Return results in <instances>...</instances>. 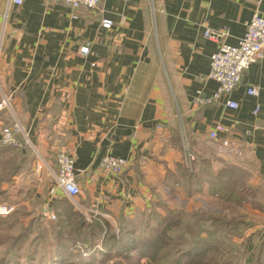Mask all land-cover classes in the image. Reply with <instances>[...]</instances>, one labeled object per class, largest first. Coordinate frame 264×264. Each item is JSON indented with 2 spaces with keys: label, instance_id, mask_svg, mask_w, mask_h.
Here are the masks:
<instances>
[{
  "label": "crops",
  "instance_id": "crops-1",
  "mask_svg": "<svg viewBox=\"0 0 264 264\" xmlns=\"http://www.w3.org/2000/svg\"><path fill=\"white\" fill-rule=\"evenodd\" d=\"M257 10L264 13V0H102L96 12L74 17L62 2L24 0L7 12V0H0V98H11L39 159L15 176L2 202L30 210L40 199V211L47 202L55 210L68 197L51 194L48 168L65 150L75 157L82 189L75 200L118 229L122 219L147 209L174 208L173 196L213 194L211 175L225 170V183L232 165L230 179L248 186L241 204L264 231V59L244 71L231 93L238 108L226 105L228 97L194 103L199 92L211 95L218 87L208 73L220 41L205 29H227L225 41L235 44ZM250 86L257 96L247 93ZM11 120L8 109L0 111V128ZM217 123L226 131L215 140L210 131ZM184 136L194 154L191 168ZM107 154L131 164L110 174L99 165ZM92 236L99 241L105 233ZM97 256L93 264L113 263L117 253Z\"/></svg>",
  "mask_w": 264,
  "mask_h": 264
},
{
  "label": "rangeland",
  "instance_id": "rangeland-1",
  "mask_svg": "<svg viewBox=\"0 0 264 264\" xmlns=\"http://www.w3.org/2000/svg\"><path fill=\"white\" fill-rule=\"evenodd\" d=\"M30 154L29 156L0 145V203L8 199V188L12 185L15 176L25 173L34 158L37 161L36 151ZM8 155L13 156L12 162L22 166L21 171L16 174H9L6 171L9 164L3 161ZM227 168L230 171L225 176V181L230 186V192L238 186L243 196H247V184L231 180L230 174L235 169L232 165ZM231 197V193L230 196L209 193L207 197L201 194L191 200L173 196L171 205L174 204V208L165 207L162 214L147 209L144 214L137 215L134 219L126 218L130 220L127 227L133 231L132 236L147 238L162 219L176 214L180 217L181 213L183 215L180 217L181 220L184 224H191V232L193 230L195 235L202 231L210 235L209 240L218 238V241L214 242L218 250L209 254L211 256L208 257L209 260L212 256L220 254L221 261L225 264H264V231L255 229L252 224L254 219L248 208ZM39 201L40 199H37L30 210L20 204L13 213L0 215V264H59L55 261V257L59 255L65 256L67 264H76L82 251L90 253L94 249L104 248V239L95 240L86 229L72 230L76 227L80 216L90 220L98 215L95 209L83 207L78 200L73 202L69 198H61L54 205L57 219L50 221L43 218ZM194 213L197 216L192 217ZM200 217L204 220L198 221ZM194 234L177 233L174 243L177 242L182 246L193 244ZM118 248L120 244H117L113 250L117 253ZM115 257L111 258L114 262L120 259L119 256ZM148 257V254L142 251H133L121 260L125 264H148ZM95 264L112 263L96 262Z\"/></svg>",
  "mask_w": 264,
  "mask_h": 264
},
{
  "label": "built area",
  "instance_id": "built-area-1",
  "mask_svg": "<svg viewBox=\"0 0 264 264\" xmlns=\"http://www.w3.org/2000/svg\"><path fill=\"white\" fill-rule=\"evenodd\" d=\"M102 0H45L47 3L62 2L71 10L74 17H78L82 11L96 12ZM24 0H7V12L13 5L20 6ZM113 21L109 18H102L104 27H111ZM204 34L215 41H220L218 49L211 55L210 71L208 77L215 80L218 84L217 89L211 95L199 92L194 98L197 106L209 105L219 102L223 98L228 97L226 105L231 108H238L239 103L230 98L233 90L241 83L242 76L254 62L264 59V13L255 11L251 19L247 22V28L244 35L235 44L225 41L229 35V30H211L206 28ZM222 39V40H221ZM1 51V44H0ZM81 52L87 54L88 46H82ZM247 93L253 96L259 94V89L255 86L247 88ZM260 106H257L254 113H257ZM8 109L11 112L12 120L8 124H3L0 128V144L20 147L22 145L19 134L23 136L25 141L29 143V136L20 121L16 118L12 109L11 98L3 94L0 98V111ZM226 131L223 123H217L210 131L211 139H218L221 132ZM228 144V140L224 141ZM185 162L187 167L191 168L194 161V154L191 151L188 140L184 136ZM131 164L128 157L115 156L111 154L105 155L100 161V167L113 175L122 174ZM40 165V163H39ZM53 179V188L51 194L55 197L58 193H62L75 202V198L82 192L81 186L77 180L75 169L74 155L65 150H61L56 154V166L48 168ZM15 206L8 202L0 203V215L6 216L13 213ZM42 216L47 220L55 221L57 213L51 208L49 202L41 208ZM85 256L88 254L82 251Z\"/></svg>",
  "mask_w": 264,
  "mask_h": 264
},
{
  "label": "trees",
  "instance_id": "trees-1",
  "mask_svg": "<svg viewBox=\"0 0 264 264\" xmlns=\"http://www.w3.org/2000/svg\"><path fill=\"white\" fill-rule=\"evenodd\" d=\"M19 139L22 142L20 147H12L3 144L0 145L7 147L8 149L18 150L19 152L26 153L30 156V153L34 152L33 149L20 134ZM5 158V161L3 162H8L9 164H7L9 167H7V170H5L9 174H16L22 170V166H20L19 163L14 161L12 162L13 156L8 155ZM225 172V170H222L220 173H213L211 175L212 192L222 196H230L231 193L232 197L235 198L236 201H245L247 196L244 197L242 191H237L233 188L230 192V186L228 185V182H225L226 184L221 182L220 179L222 176H224ZM181 216L183 215L180 213V217ZM195 216H197V214L194 213L192 217ZM180 217L178 214L167 216L165 219L161 220L157 228H155L151 233V236L142 238L132 236L133 231L127 227V224L130 222L128 219H122L121 223L118 225V229H115L107 222H104L105 224H103L101 219H99V214L93 216L90 220L85 216H80L78 218L76 227H74L72 230L80 231L81 229H86L87 233L91 236L95 233L104 232V248L101 250L94 249L86 256L81 253V256L75 263L93 264L94 260H97V255L99 253H103L105 251L109 253V251H112L117 244H120V248L117 249V256H119L120 259L116 260L112 264H125V262L121 259L128 257L133 251H142L148 254V264H225V262L221 261L220 254L212 256L210 260L208 259V257H211L209 255L210 253L218 250V246H216V243H214L215 241H218V238L216 240H209L210 235L204 234L202 231L195 235L193 230V233L191 232V224H184ZM201 219L204 220V218L201 217L197 220L201 221ZM183 227L184 229L182 230ZM177 233H185V235H187V233L190 235L194 234V243L188 246H182L177 242L174 243ZM201 242H204V244ZM55 261L59 264L67 263V260L63 255L56 256Z\"/></svg>",
  "mask_w": 264,
  "mask_h": 264
}]
</instances>
